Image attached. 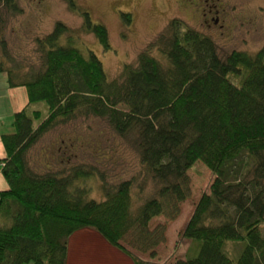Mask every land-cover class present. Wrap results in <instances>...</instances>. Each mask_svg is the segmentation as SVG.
<instances>
[{"label":"trees","instance_id":"trees-1","mask_svg":"<svg viewBox=\"0 0 264 264\" xmlns=\"http://www.w3.org/2000/svg\"><path fill=\"white\" fill-rule=\"evenodd\" d=\"M1 6L16 9L15 0H0ZM68 8L82 18L81 32L108 50L105 25L72 0ZM121 18L131 20L129 13ZM73 33L56 21L37 37L42 61L28 71L5 60L0 34V72L26 97L13 113L12 131L0 135L6 182L0 190V264H66L69 237L85 228L133 264H148L121 240L129 233L140 243L163 241L149 222L178 214L190 192L186 171L196 161L214 178L180 232L189 240L184 257L171 264H264V43L252 53L232 50L221 57L208 35L171 19L134 65L124 64L109 79L95 52ZM39 102L46 109L32 107ZM77 116L100 117L132 142L145 177L158 184L153 195L134 207L130 177L101 181L103 199H89L75 183L90 170L29 168L25 156L32 145Z\"/></svg>","mask_w":264,"mask_h":264},{"label":"rangeland","instance_id":"rangeland-1","mask_svg":"<svg viewBox=\"0 0 264 264\" xmlns=\"http://www.w3.org/2000/svg\"><path fill=\"white\" fill-rule=\"evenodd\" d=\"M72 1L87 10L94 22L105 25L110 43L108 50L98 43L93 34L81 32L82 18L68 8V0H15V10L0 7V34L9 56L5 60L11 64L17 62L22 71L39 68L42 60L35 39L50 32L56 21L74 30L73 34L77 35L83 48L95 52L109 79L117 78L124 64L134 65L139 52L155 39L171 19H180L208 35L221 57L232 50L252 53L264 43V0ZM121 13H129L131 20L124 22ZM24 99V88L9 87L6 73L0 72L1 130L11 126L12 112L22 107ZM32 107L46 109L44 102L35 103ZM11 131L3 130L4 133ZM0 148L1 155H5L1 142ZM67 156L69 159L65 162ZM25 158L29 168L37 172L49 168L66 173L71 166L90 170V176L77 179L75 183L84 189L85 197L89 199H103L101 181L114 184L119 178L131 177L135 207L144 198L153 195L158 185L145 177L132 142L118 136L104 119L97 116H77L54 126L32 145ZM186 173L190 192L179 203L178 214L173 219L158 215L149 222L148 229H155L157 234L162 232L163 241L155 245L151 242L140 243L129 233L121 240L126 249L148 264H171L175 259L184 257L189 240L182 238L180 232L199 196L204 192L209 193L214 178L210 169L200 161L194 162ZM100 174L103 179H100ZM66 264L133 262L94 230L85 228L69 237Z\"/></svg>","mask_w":264,"mask_h":264},{"label":"crops","instance_id":"crops-1","mask_svg":"<svg viewBox=\"0 0 264 264\" xmlns=\"http://www.w3.org/2000/svg\"><path fill=\"white\" fill-rule=\"evenodd\" d=\"M24 95H25V90H24ZM25 102H26V97H25V99L21 102V106H23L24 104H25ZM20 106V107H21ZM19 110V109H18ZM17 111V110H16ZM15 112V110L12 112V113H14ZM12 113H11V115H12ZM10 125H11V123H10ZM2 125H0V135L2 134V133H4L3 132V130H8V129H12V127L10 126V127H7L6 129H2L1 130V128H3V127H1ZM4 155H1V148H0V158H2ZM4 188H6V182H5V180H4V178L2 177V175H1V173H0V190H2V189H4ZM77 232V231H76ZM75 233V232H74Z\"/></svg>","mask_w":264,"mask_h":264},{"label":"built area","instance_id":"built-area-1","mask_svg":"<svg viewBox=\"0 0 264 264\" xmlns=\"http://www.w3.org/2000/svg\"><path fill=\"white\" fill-rule=\"evenodd\" d=\"M3 164L2 163H0V166H2Z\"/></svg>","mask_w":264,"mask_h":264}]
</instances>
